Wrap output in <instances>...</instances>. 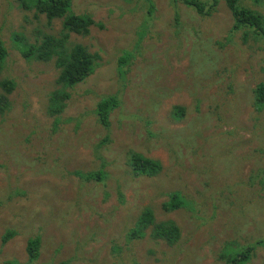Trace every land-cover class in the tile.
<instances>
[{
    "label": "rangeland",
    "instance_id": "1",
    "mask_svg": "<svg viewBox=\"0 0 264 264\" xmlns=\"http://www.w3.org/2000/svg\"><path fill=\"white\" fill-rule=\"evenodd\" d=\"M240 1L264 16V0ZM73 10L95 21L71 40L95 52L98 65L68 89L63 116L75 120L56 128L47 105L59 70L54 61L26 60L11 37L24 31L35 42L38 29L58 33L62 21L49 24L20 0H0L4 75L17 82L13 108L0 114V263L227 264L220 255L226 244L247 241L256 246L246 264H264V174L256 177L264 165V111L252 105L263 44L233 29L225 0L210 14L174 0H73ZM125 50L132 57L122 76ZM109 95L121 105L105 127L96 110ZM149 100L155 108L145 106ZM134 113L142 118L131 124ZM138 150L160 161L156 175L127 172L129 153ZM104 160L108 185L73 174ZM173 191L185 206L166 210ZM145 207L174 220L181 238L169 244L151 226L145 237L129 238ZM233 210L247 217L243 224ZM35 237L40 255L29 260L26 245Z\"/></svg>",
    "mask_w": 264,
    "mask_h": 264
},
{
    "label": "trees",
    "instance_id": "2",
    "mask_svg": "<svg viewBox=\"0 0 264 264\" xmlns=\"http://www.w3.org/2000/svg\"><path fill=\"white\" fill-rule=\"evenodd\" d=\"M220 0H174V4L178 6L179 2H183L191 9L196 10L202 14H210L218 6ZM228 8L230 9L234 18V30H241L244 34V39L248 40L249 37H253L257 42L263 44L264 48V16L256 10L249 8L241 3L240 0H225ZM258 1V0H257ZM22 9L30 10L35 9L39 14H44L49 24H53L55 19H61L62 29L58 33H50L47 31H41L40 37L35 42H31L28 34L24 31H15L12 34L11 40L14 48L17 49L21 55L28 61L36 59L38 61H54L55 66L59 70V74L56 83L59 85L55 89L49 98L47 105L48 113L52 116H56L55 124H65L69 121L75 120L74 117L66 118L63 116V111L66 107L67 100L70 98L69 88L74 87L76 84L84 81L91 76L98 65V55L95 52H91L87 46L82 43H74L71 40V34L86 35L90 32L91 27L95 24L94 19L89 14H77L73 10V0H20ZM151 10V9H150ZM152 11V10H151ZM149 16V12H147ZM9 52L8 47L3 41H0V114L7 113L11 107L13 108V100L11 95L17 88V82L9 75H4L7 70V58ZM131 54L124 51V54L118 60V73L122 76L126 74L125 65L131 59ZM241 60H244L241 55ZM193 60V59H192ZM260 82L252 90L253 102L255 109L258 111H264V65L261 67ZM218 84L220 82L216 81ZM234 93V92H233ZM156 100H149L145 106L155 108ZM120 99L117 95L104 96L98 102L96 116L97 120L105 126L110 127L111 114L119 106ZM145 108L144 111H148ZM176 113L182 114L184 112L178 105L174 107ZM142 115L135 114L130 116L132 119L131 124ZM126 125L123 129L129 128L130 125ZM82 127L75 129L77 134ZM64 133V132H63ZM107 141V138H104ZM103 140V142H105ZM264 154V153H263ZM127 172L144 176H154L161 169L162 164L159 160L147 157L141 151H131L128 156ZM264 158V155H263ZM105 160L100 166L95 167L88 172H81L79 170L74 171L73 174L77 176L81 175L84 180L94 181L95 183H102L108 185L106 182L109 176ZM261 172L256 177L260 176V173L264 174V165L260 169ZM254 173H252L253 175ZM252 176L249 177V180ZM60 195L62 190H59ZM170 199L164 204L166 210H175L182 206H185L183 195L179 191L170 192ZM233 219L238 223L243 224L246 221V216L238 215L234 210L232 211ZM151 226V232L156 237L164 238L167 243L173 244L181 238V228L172 219L159 220L155 211L149 207H145L135 222V226L132 227L128 233L129 238H141L145 237L146 229ZM12 236V233L9 234ZM8 236V237H9ZM7 237V238H8ZM5 238V240H7ZM40 237L31 238L26 245V254L29 260H35L40 255ZM221 251V258L226 261L227 264H246L255 251V244L247 242L245 244H238L228 246ZM0 264H19L17 259L15 261L4 260Z\"/></svg>",
    "mask_w": 264,
    "mask_h": 264
}]
</instances>
